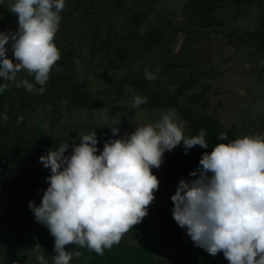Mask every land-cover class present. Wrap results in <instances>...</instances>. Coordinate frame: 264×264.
<instances>
[{
    "label": "rangeland",
    "instance_id": "obj_1",
    "mask_svg": "<svg viewBox=\"0 0 264 264\" xmlns=\"http://www.w3.org/2000/svg\"><path fill=\"white\" fill-rule=\"evenodd\" d=\"M12 2L0 4V32L18 30ZM61 17L54 41L61 56L45 93L17 88L24 79L35 83L22 70L0 94V237L12 249L0 264H38L37 244L53 264L55 239L28 203L39 206L49 186L50 169L39 157L61 143H69L65 155H71L72 145L95 130L99 154L106 141L155 124L172 108L187 121L186 136L201 129L229 140L264 136V0H65ZM11 43L7 56L16 62ZM145 70L157 78L145 79ZM137 95L147 103L132 107ZM186 155L181 143L163 161ZM152 172L160 188L173 181L172 167L161 177L157 168ZM134 239L140 236L132 229L109 249L122 264H202L196 251ZM66 250L82 253L70 264H95L86 247ZM217 256L212 264H229Z\"/></svg>",
    "mask_w": 264,
    "mask_h": 264
},
{
    "label": "clouds",
    "instance_id": "obj_2",
    "mask_svg": "<svg viewBox=\"0 0 264 264\" xmlns=\"http://www.w3.org/2000/svg\"><path fill=\"white\" fill-rule=\"evenodd\" d=\"M64 9L65 0L9 4L18 17V30L0 32V77L6 81L0 83V94L22 70L34 75L35 83L24 79L16 87L45 93L50 72L61 56L54 41ZM9 41L16 62L7 56ZM144 76L149 81L157 78L148 70ZM146 103L147 97L137 95L131 106ZM7 120L5 112L2 121ZM186 123L172 108L155 124L137 125L131 134L119 136V128L111 127L113 137L119 138L106 141L99 154L94 130L72 145L71 155H65L69 143H61L39 157L50 169L49 186L40 205L29 201L28 207L55 239L53 264H70L82 255L66 250L67 245L103 256L105 249L119 244L142 222L159 188L152 169L160 168L165 152L181 143L185 154L194 146L209 147L204 129L198 135H185ZM217 139L221 142L204 152L198 169L189 173L196 178L180 180L171 197L173 219L186 229L195 246L212 256L222 252L229 264H264V136L229 140L220 133ZM32 251L38 264H47L39 244Z\"/></svg>",
    "mask_w": 264,
    "mask_h": 264
},
{
    "label": "trees",
    "instance_id": "obj_3",
    "mask_svg": "<svg viewBox=\"0 0 264 264\" xmlns=\"http://www.w3.org/2000/svg\"><path fill=\"white\" fill-rule=\"evenodd\" d=\"M198 2L199 0H197ZM220 133L222 132H213L205 135V139L209 145L207 149L194 146L188 150L185 157H167L163 161V164L158 168V171H161L159 175L161 177L162 173H169L172 167L173 181H169L161 188H158V190H161L157 191L155 195L158 200L157 205H150L148 207V215L143 218L141 223L133 226V229L140 236V241L143 238L146 242L160 248L187 250L189 253L196 251L194 258L200 260L202 264L206 261L212 264L216 257H218L217 255L220 256L222 254L221 252L216 256H212L204 249L194 245L191 238L187 235L186 229L180 228L173 219L172 210L174 205L171 200L181 179L192 180L196 178L190 176L189 173L198 169L202 154L204 152H211L215 144H218L219 140L217 136ZM134 240L137 243L140 242L139 239ZM8 244H10V241L6 243L0 237V258L7 257L8 253L12 250L8 252ZM91 253L93 254L91 256L95 264H122L120 257L115 256L109 249H105L103 256L97 255L94 251H91Z\"/></svg>",
    "mask_w": 264,
    "mask_h": 264
}]
</instances>
